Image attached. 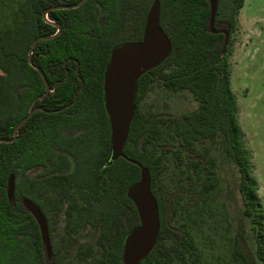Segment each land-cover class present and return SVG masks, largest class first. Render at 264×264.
<instances>
[{"label": "trees", "instance_id": "1", "mask_svg": "<svg viewBox=\"0 0 264 264\" xmlns=\"http://www.w3.org/2000/svg\"><path fill=\"white\" fill-rule=\"evenodd\" d=\"M17 0L9 27L0 33V264H74L75 236L84 228L97 231L101 251L94 264H122L127 235L140 225L127 190L140 178L137 165L123 158L110 161V126L104 107L103 81L112 53L140 42L154 0ZM159 25L171 49L155 68L137 81L133 116L123 153L147 168L157 203L159 234L140 264H183L195 249L187 222H174L182 200L186 220L197 223L206 195L215 190V162L200 142L219 144L239 175L243 214L255 236L253 251L238 220L231 257L225 264H264V206L252 173V155L244 147L236 97L231 89L232 35L244 0H217L210 27L209 0H158ZM47 12L46 18L44 12ZM60 26V31L57 33ZM227 33V36L225 33ZM44 74L45 83L28 62ZM47 37V38H46ZM154 84L189 92L196 112L180 117L144 109ZM173 161L177 182L162 181L164 164ZM14 176L11 202L7 182ZM194 180L199 181L197 189ZM35 204L48 225V259L34 217L22 200ZM65 217L64 235L57 219ZM94 259V247L82 242L73 257Z\"/></svg>", "mask_w": 264, "mask_h": 264}, {"label": "rangeland", "instance_id": "2", "mask_svg": "<svg viewBox=\"0 0 264 264\" xmlns=\"http://www.w3.org/2000/svg\"><path fill=\"white\" fill-rule=\"evenodd\" d=\"M17 9V0H0V33L9 27ZM231 89L236 97L238 123L244 133V147L251 153V170L259 186V198L264 206V0H244L237 16L236 30L232 35ZM198 103L193 96L182 91L172 93L154 84L144 100L146 111L170 112L177 117L196 112ZM199 149L207 148L215 162L216 188L206 195L202 216L197 223L186 220L183 213L185 199L174 222H187L195 246L186 253L183 264H225L231 257V247L238 220L246 226V237L255 250V236L249 219L243 214L242 197L239 191V175L234 164L229 162L219 144L200 142ZM177 167L166 161L162 181L168 188L175 186ZM197 189L199 181L194 180ZM65 217L57 219L58 236L64 235ZM97 231L81 229L75 236L70 259L74 264H94L101 251L96 246ZM88 242L94 247V259L79 263L73 257L78 244Z\"/></svg>", "mask_w": 264, "mask_h": 264}, {"label": "water", "instance_id": "3", "mask_svg": "<svg viewBox=\"0 0 264 264\" xmlns=\"http://www.w3.org/2000/svg\"><path fill=\"white\" fill-rule=\"evenodd\" d=\"M84 1L80 0L72 6H57L53 7V9L78 8ZM209 1V23L210 27H212L216 15L217 0ZM159 9V1L154 0L146 16L142 40L134 44L119 47L112 53L103 81L104 107L110 126V161L123 158L129 163L137 165L140 169L139 180L127 190L128 198L132 200L137 209L140 225L133 229L124 240L122 264H140L153 250L159 234V216L157 203L151 193L150 172L140 163L128 158L123 153L134 111L137 81L144 73L157 67L167 57L171 49L170 42L159 25ZM49 10L44 12L45 18ZM46 21L49 22L47 18ZM56 26L58 33L60 26ZM224 33L227 36V33ZM42 39L44 38L39 37L32 43L28 55L30 66L39 72L45 83V92L42 96L38 97L39 100L50 91L44 74L31 61L32 51L35 45ZM34 103L35 101H33L27 115L16 126L13 138L11 140H0V142H12L16 138L18 129L35 112L36 108L32 109ZM14 189V176H10L6 191L9 202L13 199ZM22 204L36 220L47 258L50 259L51 244L45 217L39 208L29 200L23 199Z\"/></svg>", "mask_w": 264, "mask_h": 264}, {"label": "flooded vegetation", "instance_id": "4", "mask_svg": "<svg viewBox=\"0 0 264 264\" xmlns=\"http://www.w3.org/2000/svg\"><path fill=\"white\" fill-rule=\"evenodd\" d=\"M47 222V221H46ZM48 226V225H47Z\"/></svg>", "mask_w": 264, "mask_h": 264}]
</instances>
